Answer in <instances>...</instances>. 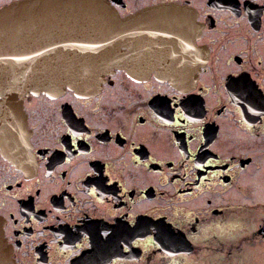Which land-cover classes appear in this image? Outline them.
Returning a JSON list of instances; mask_svg holds the SVG:
<instances>
[{"label": "flooded vegetation", "instance_id": "obj_1", "mask_svg": "<svg viewBox=\"0 0 264 264\" xmlns=\"http://www.w3.org/2000/svg\"><path fill=\"white\" fill-rule=\"evenodd\" d=\"M110 1L195 80L28 96L30 165L0 149V264H264V0Z\"/></svg>", "mask_w": 264, "mask_h": 264}, {"label": "water", "instance_id": "obj_2", "mask_svg": "<svg viewBox=\"0 0 264 264\" xmlns=\"http://www.w3.org/2000/svg\"><path fill=\"white\" fill-rule=\"evenodd\" d=\"M173 9L151 10L148 28L165 26L166 19L158 15L170 17L177 13ZM135 22L133 15L122 18L110 0H14L0 6V149L5 157L16 166L30 165L31 132L23 108L30 95L58 97L71 90L89 96L117 70L137 79L156 72L178 87L192 84L193 72L184 75L185 68L172 66L166 44L136 41ZM207 58L200 52L197 63L203 65ZM2 122L7 123L12 146L5 145Z\"/></svg>", "mask_w": 264, "mask_h": 264}, {"label": "bare ground", "instance_id": "obj_3", "mask_svg": "<svg viewBox=\"0 0 264 264\" xmlns=\"http://www.w3.org/2000/svg\"><path fill=\"white\" fill-rule=\"evenodd\" d=\"M1 124H2V126L6 127V131H5L4 139H7L8 142H7V144H5V145H7V146L10 145V146H12V144H13L12 136H11V134H9L7 123H6V122H2Z\"/></svg>", "mask_w": 264, "mask_h": 264}, {"label": "rangeland", "instance_id": "obj_4", "mask_svg": "<svg viewBox=\"0 0 264 264\" xmlns=\"http://www.w3.org/2000/svg\"><path fill=\"white\" fill-rule=\"evenodd\" d=\"M9 1H11V0H0V5L5 4V3L9 2ZM37 102H39V101L36 100V103ZM36 106H34V107H36Z\"/></svg>", "mask_w": 264, "mask_h": 264}]
</instances>
